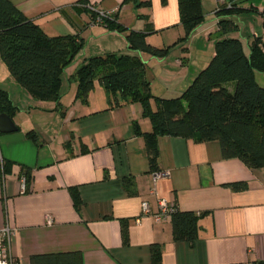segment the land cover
Instances as JSON below:
<instances>
[{"label":"crops","instance_id":"0c3cea01","mask_svg":"<svg viewBox=\"0 0 264 264\" xmlns=\"http://www.w3.org/2000/svg\"><path fill=\"white\" fill-rule=\"evenodd\" d=\"M199 1L204 23L189 42L196 38L209 45L199 50V63L195 56L184 58L182 50L171 61L134 53L146 66L153 65L151 78L161 85L153 89L150 84L154 97H178L208 65L214 56L210 40L219 39L218 12L223 9L234 6L239 13L228 18L237 31L222 38L238 39L244 53L250 52V39L240 36L239 17L256 13L263 23V0ZM9 2L47 36H77L84 42L71 64L76 67L70 79L67 71L61 77L60 105L38 102L19 88L24 105L20 99L14 104L19 109L13 116L18 130L0 134V228L14 230L6 243L14 264L66 253H78L82 264H152V245L161 248V264H264V168L249 169L238 159H223L216 141L160 136L157 172L170 175L153 184L145 141L133 133L134 125L142 133L151 131L141 105L112 104L97 82L86 102L76 97V70L84 60L113 50L105 42L117 35L103 24L92 26L86 10L108 14L106 18L120 26L146 34L149 45L165 48L184 35L177 0H166L164 5L150 0V7L140 8L125 0ZM31 131L35 141L27 136ZM240 182L247 185L243 191L224 186ZM72 190L78 193L79 208ZM160 201L176 211L202 215L193 244L173 241L170 216L153 218ZM144 202L149 215L141 213Z\"/></svg>","mask_w":264,"mask_h":264},{"label":"trees","instance_id":"16d2710c","mask_svg":"<svg viewBox=\"0 0 264 264\" xmlns=\"http://www.w3.org/2000/svg\"><path fill=\"white\" fill-rule=\"evenodd\" d=\"M179 23L184 29L180 39L182 52L191 34L204 23L199 0H177ZM136 8L150 7V0H125ZM166 0H161L165 4ZM223 9L218 14L219 39L215 41L214 56L186 90L174 98L154 97L146 78L147 66L139 56L92 57L76 70V97L86 102L97 82L108 94L111 103H139L151 131L142 133L136 125L133 133L145 141L150 171L157 172L160 136L191 139L196 143L216 141L225 160L238 159L249 169L264 168V87L254 80L255 71L264 72V53L257 44L246 55L238 39L222 38L236 32L238 27L228 19L239 10ZM88 11L93 20L94 11ZM264 26V0L260 13ZM227 17V18H226ZM144 17H140L143 19ZM109 32H126L128 50L145 53L155 59H165L169 48H156L146 42V34L125 29L104 18ZM259 41V39H256ZM84 42L77 36L49 37L43 30L21 14L9 0H0V58L11 77L34 100L60 105L61 77L83 50ZM184 60V58H183ZM232 84V91L229 89ZM18 111L7 92L0 90V114L12 117ZM35 141V134H27ZM6 172V167L4 168ZM8 171V169H7ZM28 175L29 172L27 173ZM127 184V183H125ZM234 192L247 188L244 182L224 184ZM76 208L78 193L71 191ZM202 215L175 211L171 214L172 238L175 242L193 244L198 239V221ZM123 242L128 241L126 224H122ZM151 262L161 264V248L152 245ZM82 264L78 253L39 256L32 264Z\"/></svg>","mask_w":264,"mask_h":264},{"label":"rangeland","instance_id":"374dc122","mask_svg":"<svg viewBox=\"0 0 264 264\" xmlns=\"http://www.w3.org/2000/svg\"><path fill=\"white\" fill-rule=\"evenodd\" d=\"M240 18V21L242 23V27H241V33L240 36L243 38V40L245 39H250L251 41V45L255 44L257 42L258 45H260L259 41H257L255 39L254 36H262L263 32H264V26L263 23L261 22V18L256 14H252L249 17L247 16H243L242 18ZM126 29V28H125ZM117 35L114 37H110L108 38L109 40L105 43L109 42V49L113 48V50H108L107 54L105 55H110V54H114L116 56H129V57H134V53L130 50L127 49L126 43H125V36H126V32H115ZM216 35V32L213 33V35ZM193 35V34H192ZM192 35L188 38L187 42L185 43L186 46V51L183 53L184 58H191L192 56L197 57V61L199 63V50H205L204 47L207 48V46L209 47V45H204V43H197L196 38L193 39V41H191V44H189L190 39L192 37ZM212 35V34H210ZM184 36V35H183ZM182 36V38H183ZM208 36V34H207ZM181 39V38H180ZM179 38H175V40L173 42H171L170 44H167L168 42L166 41L165 44H167L165 46V48H169L170 52L166 58V61H171L174 60L176 58H178L179 52L182 49L183 44H181ZM210 45L211 48L214 50L215 47V40L213 39V37H211L210 40ZM202 46L200 49L199 47ZM182 52V51H181ZM143 58H146V54H143ZM1 59V58H0ZM147 60V59H146ZM195 61V60H194ZM2 62V60H0V90H3L5 92H7L10 96L11 101H13V105L15 104V101H19L18 102L20 105H24L22 100L24 98L23 95L19 94V88L20 85H18L14 79L12 77H10V73L8 72L7 67L5 66V64ZM80 63V62H79ZM76 67V65L73 66H69L66 71H67V78L70 79V75L72 74L74 68ZM65 71V72H66ZM154 70H153V65L151 63L148 64L147 66V71H146V78L147 80L150 82L151 85H153V89H155V87H161V85L157 82H155V80H153L151 78V76H153ZM64 77L66 76L65 73H63ZM254 80L255 82L260 85L261 87H264V72L263 71H255L254 72ZM157 84L159 86H157ZM229 89L232 91V84H229ZM23 90V94H27L26 91ZM185 91V90H184ZM183 91V92H184ZM181 92V93H183ZM152 94V93H151ZM16 97V98H15ZM15 106V105H14ZM29 106V105H27ZM19 111V109H18ZM15 117V116H14ZM14 117H12V120L14 122Z\"/></svg>","mask_w":264,"mask_h":264},{"label":"built area","instance_id":"2783aa9c","mask_svg":"<svg viewBox=\"0 0 264 264\" xmlns=\"http://www.w3.org/2000/svg\"><path fill=\"white\" fill-rule=\"evenodd\" d=\"M222 1V0H218ZM108 14L104 13H97V17L93 20L92 26H98L103 24L104 18H106ZM259 39L260 47L264 53V32L262 36L257 37ZM170 173L168 171L164 172H153L152 175V181L153 184H155L158 180L163 179V178H168ZM21 192L25 191V179L23 178L21 180L20 184ZM175 208L173 206H169L165 201H160L158 204V212L154 214V219L156 221H160L161 219L167 218L171 216L175 212ZM141 213L143 215H149L150 210L149 206L146 202L141 204ZM47 222L50 224L51 221L47 220ZM14 234V230L5 227V228H0V264H14L13 259L11 256L8 254L7 251V246L6 243L9 240L10 236Z\"/></svg>","mask_w":264,"mask_h":264},{"label":"water","instance_id":"95a60500","mask_svg":"<svg viewBox=\"0 0 264 264\" xmlns=\"http://www.w3.org/2000/svg\"><path fill=\"white\" fill-rule=\"evenodd\" d=\"M18 130L17 126L10 118L9 115L5 113L0 114V134H10Z\"/></svg>","mask_w":264,"mask_h":264}]
</instances>
